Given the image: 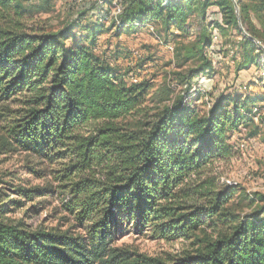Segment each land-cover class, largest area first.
<instances>
[{"label":"trees","instance_id":"obj_1","mask_svg":"<svg viewBox=\"0 0 264 264\" xmlns=\"http://www.w3.org/2000/svg\"><path fill=\"white\" fill-rule=\"evenodd\" d=\"M101 1V17L85 13L52 31L28 25L48 12V2L0 0L3 143L60 164L53 173L76 223L33 228L12 219L23 202L0 188V264H264V194L251 197L249 213H236L231 203L238 185L219 187L214 179L189 185L234 157L231 138L254 126L264 94L220 97L201 109L200 98L188 93L195 79L212 71L214 31L241 37L236 72L259 66L264 0H234L240 23L233 0H121L118 23L110 17L115 0ZM110 21L116 35L154 27L160 39L176 42L181 72L175 77L189 90L145 99L146 84L128 82L96 53ZM257 135L253 129L249 137ZM12 192L34 198L33 191ZM129 232L183 240L191 249L163 259L115 247Z\"/></svg>","mask_w":264,"mask_h":264},{"label":"rangeland","instance_id":"obj_2","mask_svg":"<svg viewBox=\"0 0 264 264\" xmlns=\"http://www.w3.org/2000/svg\"><path fill=\"white\" fill-rule=\"evenodd\" d=\"M97 1L27 0L26 5L48 2L46 6L48 12L36 14L28 25L34 28L47 27L56 31L76 22L80 15L85 13L92 16L98 14L99 18L101 15L96 7ZM120 1L115 0L114 4L117 5ZM110 17L112 18V14ZM89 21L85 20L86 23H90ZM105 29L110 30L99 39L96 53L101 57L105 56L119 73L126 75L128 82H131L130 76L133 75L139 84H146L149 90L145 99L150 101L161 99L160 95L165 92L170 93L171 98H175L189 90L180 85L175 77V74L181 71L176 66L175 51L169 50L168 46L176 45V42L166 40L163 36L160 39L158 37L160 34L154 27H151L153 30L143 28L134 35L126 33L116 35V28L113 21H110L105 23ZM214 33L218 35V43L215 50H210L212 71L194 80L191 90L188 91L190 99L200 98L197 105L202 109L203 104L209 106L220 97L228 99L264 94V55L260 57L259 66L236 72L239 60L236 55L237 45L241 37L232 31L225 35H221L219 31ZM256 110L254 126L240 129L231 138V143L235 147L234 157L217 163L200 179L193 178L189 183L193 186L201 181L214 179L219 187L229 185L227 182L238 185V191L231 203L236 213H249L251 197L257 193L264 194V110L260 108ZM3 127V122L0 121V188L11 194L12 199L23 202V207L8 217L22 219L33 228L42 225L44 228L60 226L66 229L76 224L73 216L63 207V201L67 198L62 194L58 175L53 173L60 168V164L54 165L35 156L17 152L12 146H6L3 143ZM253 129H257L258 135L250 138ZM253 140L255 142H252ZM242 142L250 145L244 150H237V145ZM19 190L33 191L28 193L34 195L33 200L20 197L22 192L16 194L12 192ZM37 190L48 192L36 194ZM34 206H37L34 212L26 215L27 210ZM115 247L163 259L191 249L190 243L183 240L158 241L146 234L137 235L132 232L119 238Z\"/></svg>","mask_w":264,"mask_h":264},{"label":"built area","instance_id":"obj_3","mask_svg":"<svg viewBox=\"0 0 264 264\" xmlns=\"http://www.w3.org/2000/svg\"><path fill=\"white\" fill-rule=\"evenodd\" d=\"M76 2H82L83 0H74ZM98 4H102V1L101 0H98L97 1ZM167 3V1L164 3V5ZM122 13V8L119 6V5H116V8L114 9L113 13H112V17L115 19V21L118 23L119 22V16L121 15ZM215 14H213V12H211L209 15H208V21H212L213 18H214ZM138 26V25H137ZM153 30V29H151ZM218 43V35L216 33L213 34V48L216 47ZM168 49L173 51L174 50V47L172 45H169L168 46ZM131 77V80L132 82H138V79L135 77V76H130ZM255 113L257 112V110L254 111ZM252 142H255L254 140ZM253 144V143H252ZM248 145H250V143H247V142H242L240 143L239 145H237L236 149L239 150H244L248 147ZM229 185H232V183H229L227 182Z\"/></svg>","mask_w":264,"mask_h":264},{"label":"water","instance_id":"obj_4","mask_svg":"<svg viewBox=\"0 0 264 264\" xmlns=\"http://www.w3.org/2000/svg\"><path fill=\"white\" fill-rule=\"evenodd\" d=\"M233 1H234V0H233ZM234 3H235V9H236V12H237V17H238V20H239V23H240V14H239L238 3H236L235 1H234ZM241 29H242V27H241ZM242 31H243L245 37H248L249 39H251L252 41L255 42V40H254L252 37H250L246 32H244L243 29H242ZM257 45H258V46L264 51V47H263L261 44H259V43L257 42Z\"/></svg>","mask_w":264,"mask_h":264},{"label":"crops","instance_id":"obj_5","mask_svg":"<svg viewBox=\"0 0 264 264\" xmlns=\"http://www.w3.org/2000/svg\"><path fill=\"white\" fill-rule=\"evenodd\" d=\"M264 92V91H263ZM255 96H259V95H255Z\"/></svg>","mask_w":264,"mask_h":264}]
</instances>
